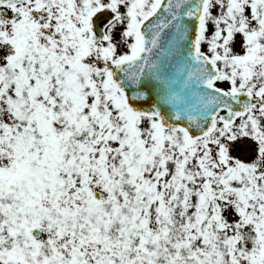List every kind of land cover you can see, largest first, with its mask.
Segmentation results:
<instances>
[{
  "label": "snow or ice",
  "instance_id": "snow-or-ice-1",
  "mask_svg": "<svg viewBox=\"0 0 264 264\" xmlns=\"http://www.w3.org/2000/svg\"><path fill=\"white\" fill-rule=\"evenodd\" d=\"M0 264H264V0H0Z\"/></svg>",
  "mask_w": 264,
  "mask_h": 264
},
{
  "label": "water",
  "instance_id": "water-1",
  "mask_svg": "<svg viewBox=\"0 0 264 264\" xmlns=\"http://www.w3.org/2000/svg\"><path fill=\"white\" fill-rule=\"evenodd\" d=\"M250 156V151L247 150V146L243 145L242 146V151H241V158L242 159H247Z\"/></svg>",
  "mask_w": 264,
  "mask_h": 264
},
{
  "label": "rangeland",
  "instance_id": "rangeland-1",
  "mask_svg": "<svg viewBox=\"0 0 264 264\" xmlns=\"http://www.w3.org/2000/svg\"><path fill=\"white\" fill-rule=\"evenodd\" d=\"M239 146H240V144H237V146L235 147V151H233V152H236L234 155H236L238 157H239V154H238Z\"/></svg>",
  "mask_w": 264,
  "mask_h": 264
},
{
  "label": "flooded vegetation",
  "instance_id": "flooded-vegetation-1",
  "mask_svg": "<svg viewBox=\"0 0 264 264\" xmlns=\"http://www.w3.org/2000/svg\"><path fill=\"white\" fill-rule=\"evenodd\" d=\"M204 47H205V50H206V47H207V46H206V45H204ZM221 86H225V85H221ZM233 154H235V152H233Z\"/></svg>",
  "mask_w": 264,
  "mask_h": 264
}]
</instances>
